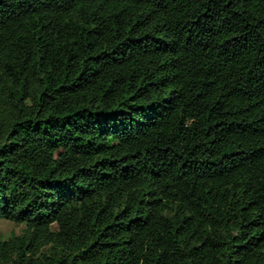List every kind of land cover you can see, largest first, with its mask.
<instances>
[{
  "label": "trees",
  "instance_id": "16d2710c",
  "mask_svg": "<svg viewBox=\"0 0 264 264\" xmlns=\"http://www.w3.org/2000/svg\"><path fill=\"white\" fill-rule=\"evenodd\" d=\"M0 219V264H264V0H0Z\"/></svg>",
  "mask_w": 264,
  "mask_h": 264
},
{
  "label": "rangeland",
  "instance_id": "374dc122",
  "mask_svg": "<svg viewBox=\"0 0 264 264\" xmlns=\"http://www.w3.org/2000/svg\"><path fill=\"white\" fill-rule=\"evenodd\" d=\"M57 229L56 226L53 227ZM26 226L23 224H17L10 221L0 219V233L5 240H10L13 236H19L23 234Z\"/></svg>",
  "mask_w": 264,
  "mask_h": 264
}]
</instances>
